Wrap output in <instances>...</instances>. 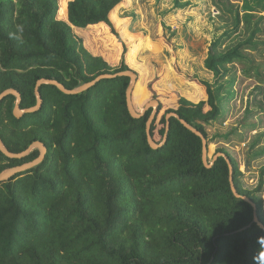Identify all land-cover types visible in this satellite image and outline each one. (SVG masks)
<instances>
[{
  "label": "trees",
  "instance_id": "trees-1",
  "mask_svg": "<svg viewBox=\"0 0 264 264\" xmlns=\"http://www.w3.org/2000/svg\"><path fill=\"white\" fill-rule=\"evenodd\" d=\"M124 1L62 0L60 7L59 0H0V94L17 89L25 109L36 104L41 78L73 89L101 74L131 69L124 64L114 69L76 31L112 25L111 14ZM245 8L250 23L254 8L249 2ZM258 29H250L248 41L233 52L240 42L223 48L229 31L214 37L204 61L214 81L203 80L211 109L204 110L205 101L182 97L178 109L160 118L158 112L152 124L158 144L171 112L213 141L204 124L223 119L235 96L236 63L245 76L264 83V62L245 51L260 52L254 39ZM229 64L230 70L223 71ZM141 75L135 91L148 100ZM129 84L127 76L104 79L75 95L45 84L42 108L21 118L13 114L15 96L0 103V136L12 152L37 140L48 148L42 163L0 182V264H264V230L253 223L237 231L252 223L254 208L232 192L226 159L221 156L206 167L201 138L176 117L170 120L166 144L152 148L146 123L153 110L131 116ZM239 124L260 123L248 112ZM215 136L229 139L231 131ZM218 152L231 159L239 193L257 204L264 223L263 198L242 182L239 160L226 146ZM253 154L261 156L264 147ZM38 156V149L21 159L0 151V173Z\"/></svg>",
  "mask_w": 264,
  "mask_h": 264
},
{
  "label": "rangeland",
  "instance_id": "rangeland-1",
  "mask_svg": "<svg viewBox=\"0 0 264 264\" xmlns=\"http://www.w3.org/2000/svg\"><path fill=\"white\" fill-rule=\"evenodd\" d=\"M59 1L61 7L62 0ZM223 1L125 0L120 9L112 12V25L100 23L76 31L86 47L107 59L114 69L128 65L137 72L138 79L143 73L142 84L150 96L147 100L144 93L135 91V86L133 101L139 112L150 99H156L160 102V118L168 109H178L182 97L195 103L205 101L203 108L209 111L210 96L203 80L213 83L214 73L207 72L204 61L214 37L229 31L223 48L240 42L231 49L233 52L248 41L250 29L257 26L254 39L260 42V52L251 48L245 51H252L264 62V0ZM245 2L254 8L249 11L254 14L250 23L245 16L248 12ZM60 17L65 18L61 14ZM232 65L223 71H229ZM236 65L235 96L227 102L223 119L204 124L209 139L214 137L209 143L208 158L212 161L218 148L226 146L239 160L244 173L242 182L253 192H259L264 203V154H253L264 147V83L245 76L242 65ZM248 112L259 121V126L239 124ZM228 131H231L229 139L215 138L216 134ZM259 136L260 142L252 148Z\"/></svg>",
  "mask_w": 264,
  "mask_h": 264
},
{
  "label": "water",
  "instance_id": "water-1",
  "mask_svg": "<svg viewBox=\"0 0 264 264\" xmlns=\"http://www.w3.org/2000/svg\"><path fill=\"white\" fill-rule=\"evenodd\" d=\"M120 76H127L130 78V84L126 90V104H127V108H128L129 113L131 114V116L134 118H141L146 114V112L149 109L153 110L151 115L149 116V118L147 120V123H146V134H147V141H148L149 145L154 149H158V148L164 146L168 140V135H169L170 127H171V121H170L171 118L176 117L177 119H179L180 122L185 127H187L189 130H191L193 133H195L196 135H198L201 138L202 145H203L202 159H203L204 165L206 167L210 168L214 165L215 161L219 157H221V156L224 157L228 163L229 170H230V186H231L232 192L234 193V195L236 197L244 199L245 201L249 202L253 206L254 218H253L252 223H250L248 226L241 228L237 231H242V230L248 228L249 226H251V224H253V223L258 224L264 230V223L259 219V216L257 214V204L252 199L247 197L246 195L240 194L236 185H235V182H234V166L232 164L231 159L228 157V155L223 153V152H218L213 157L212 161H209V158H208L209 143H208V139L206 138V136L204 135V133L202 131H200L197 127H195L193 124L188 122L186 119L182 118V116L180 114H178L176 112H171V113H168L166 115L167 123H166V132L164 135V140L159 144L154 140V138L152 136V124L157 117L160 102H159V100L151 99L149 102L146 103V105L144 106V109L142 111L139 112L136 109V107L134 106V101H133V92H134V88L136 86V83L138 82V74L136 73V71H134L132 69L117 72L114 74H101L98 77H96L94 80L86 82V83H84V84H82L76 88H73V89L67 88L63 83H61L60 81H58L56 79L41 78L37 81L36 86H35V94H36L37 102L34 106L23 109L21 107L22 94L20 93V91H18L15 88H8V89L4 90L0 94V103L6 97H8L10 95L15 96L16 97V103L14 106L13 114L15 117L21 118L25 114L36 112L42 108L43 103H44V98L41 94L40 89L45 84L54 85L66 94L75 95V94H79V93H82V92L90 89L91 87L96 85L101 80L112 79V78H116V77H120ZM36 149L39 150V156L37 158H35L34 160H32L30 162L19 165V166L6 168L5 170H3L0 173V182L10 180L15 175L22 173V172H25V171L39 165L40 163H42L45 160V157L48 153V148L46 147V145L39 140L33 142L26 150H24L22 152H12L8 148V146L6 145V143L4 142L2 137L0 136V151L9 158L21 159V158H24V157L30 155ZM237 231H235V232H237Z\"/></svg>",
  "mask_w": 264,
  "mask_h": 264
},
{
  "label": "clouds",
  "instance_id": "clouds-1",
  "mask_svg": "<svg viewBox=\"0 0 264 264\" xmlns=\"http://www.w3.org/2000/svg\"><path fill=\"white\" fill-rule=\"evenodd\" d=\"M261 243H264V241H261ZM262 259H264V257H262Z\"/></svg>",
  "mask_w": 264,
  "mask_h": 264
}]
</instances>
